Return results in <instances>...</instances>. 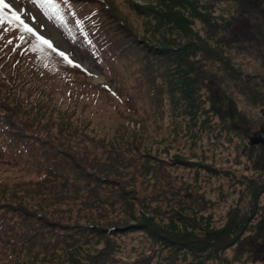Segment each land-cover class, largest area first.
Returning <instances> with one entry per match:
<instances>
[{
  "label": "trees",
  "instance_id": "16d2710c",
  "mask_svg": "<svg viewBox=\"0 0 264 264\" xmlns=\"http://www.w3.org/2000/svg\"><path fill=\"white\" fill-rule=\"evenodd\" d=\"M126 1L136 10H145L144 13L165 5L161 4L164 0H148L144 7L133 0ZM219 2L234 4L233 8L229 7L234 9L230 10L232 14H217L216 4ZM169 4L173 9L171 21L179 24L188 37L186 40L195 44L197 53L200 52L196 62L201 76H192L193 79L187 83L189 96L194 102L198 100L197 105L206 104L211 99L212 107L210 104L205 112L214 114L222 105L220 94L222 101L223 98L228 99L223 103L225 113L222 114L221 109L218 114L222 120L225 118L228 131L236 132L243 138L251 125L247 115L244 119L245 113L239 109L232 92L224 88L232 77L229 74L232 59L219 61V56H227L226 51L220 49V44L216 45L213 38L220 31L223 19L231 26L233 19L240 17L241 11L250 17L261 14L264 22V0H170ZM188 9L192 19L183 13ZM118 10L117 0H71V8L64 7L66 21L61 28L68 32L69 40L80 49L81 54L94 60L102 70L105 63L111 66L114 61L128 60L132 65L130 74L138 73L135 78L138 85L145 82L150 91L157 94L156 100L159 101L165 91L159 77L164 78L165 73L160 71L161 66L157 63L164 65L178 59L179 48L137 39L135 44L145 51L141 54L133 41L121 32L127 24L124 19H117L120 17ZM78 20H83V24L78 25ZM194 20L202 22V29L209 31L210 35H203L199 29L193 28ZM226 35H219L225 44L230 45L237 39ZM9 39L13 40L12 44H7ZM88 40L91 44L87 43ZM18 43L19 40L10 32L0 39V264L45 263L62 251L67 256L75 255V262L81 258L77 256H83L86 258L83 264H125L120 261L123 254H120L119 244L113 237L118 236L123 228L147 231L163 251L164 248H174V254L164 256L172 255L171 263L176 262L179 253H185L181 255L185 261L183 264H207L208 259L230 262L223 255L225 251L233 246H242L248 237L251 245L247 251L253 254L252 262L261 260L264 264V221L254 233L245 236L250 216L239 214L223 228H201L199 232L180 235L161 229L167 227L160 226L156 217L158 214L150 216L145 208L141 210V217L137 218V212L132 213V205L128 208L129 217L137 218L136 224L106 222L108 214L103 213L107 210L106 204L112 206V210L123 206V202L118 204L121 200L116 195L113 194L114 198L110 197L111 194L105 195L104 187L119 185L117 179L122 172L115 165L124 160V155L111 140H96L85 129L89 122L75 123V118L79 111L84 116L83 111L90 104L98 103L112 88L107 83H92L88 80V70L85 72L65 64L55 53L32 51L30 41L13 51ZM185 47L184 50L191 48ZM189 67L190 71L195 69ZM209 71L213 75H208ZM240 73L241 80L245 81L243 71ZM141 74L145 79L140 78ZM170 88L177 91L175 86ZM203 89L210 90L208 99L203 97ZM80 103L82 107L79 109ZM261 109L263 114L264 109ZM125 116L134 118L129 114ZM263 130L264 127L241 149L253 159V170L262 174L264 143H252V138L264 137ZM179 163L188 161L179 159ZM7 164L27 177L10 180V175L4 176L6 168L1 169ZM213 171L218 173V170ZM118 194L124 199L126 207L132 204L124 197L126 193ZM77 205L79 211H88L84 213L86 222L74 217L73 210ZM93 208L100 210L93 213ZM257 208L255 203L253 210ZM66 216L68 221H65ZM100 235L106 239L105 246H100ZM245 249L242 247L239 253H244ZM187 254L193 258L189 260ZM126 261L127 264H153L151 252H144L134 259L128 257Z\"/></svg>",
  "mask_w": 264,
  "mask_h": 264
},
{
  "label": "rangeland",
  "instance_id": "374dc122",
  "mask_svg": "<svg viewBox=\"0 0 264 264\" xmlns=\"http://www.w3.org/2000/svg\"><path fill=\"white\" fill-rule=\"evenodd\" d=\"M169 1H161V4L165 5L156 6L157 10L150 9L148 13H144L145 10H136L129 6L126 0H117L118 13L121 17L117 19L119 21L124 19L127 24V27L121 28V32L125 33L130 41L135 44L137 39L151 40L156 44H172L179 48L178 59H172L164 65L157 63L161 66L160 71L165 73V77H159V80L166 91L162 92V99L157 101V94L150 91L145 82L138 85L135 80L138 73L130 74L132 65L128 60L114 61L111 66L105 63L103 66L105 71L102 70L94 60L83 56L80 49L69 40L68 32L49 20L31 0H11L17 10L24 8L35 17V21L32 22L33 27L43 25V29L37 27V30L51 39L55 47L64 51L91 73L88 77L89 81L94 84L107 83L112 88L98 103L90 104L87 110L83 111L84 116L79 111L78 117L75 118V123L89 122L85 129L96 140H111L124 155V160L115 165L122 172L117 179L119 185L104 187V194L108 196L111 194V198H114L113 194L116 195L121 200L118 204L121 205L123 202V206L121 205V209L112 210V206L106 204L107 210H103V213L108 214V218L105 221L136 224L137 218L141 217V210L145 208L150 216L158 214L156 217L159 218L157 220L160 226L167 227L161 229L180 235L196 230L199 232L201 228H223L232 218L236 219L240 214L250 216L246 223L245 236H247L254 233L264 221V174L254 171L253 159L248 158L244 149L241 151L243 144H248L251 137L258 135L260 129L264 127V115L261 109H264L262 15L250 17L249 14L241 11V15L238 14L240 17L234 18L231 26L223 19L222 27H219L220 31L213 38V42L216 45L220 44V49L226 51L227 56H219V61L232 59V70L229 71L232 77L225 83L224 88L232 92L239 109L245 113L244 119L247 115L251 125L249 132L241 138L238 133L226 129L225 118L222 120L221 115L218 114L221 109L222 114L225 113L226 107L223 103L228 99L223 98L222 101L220 94L222 105L214 114L205 112V109L210 104L212 107L213 103L207 98L210 90H202L203 97L208 99L206 104L197 105L198 100L194 102L189 96L187 83L193 79L192 76H201L196 62L200 52L197 53L198 47L196 48L195 44L186 40L188 37L179 24L171 21L170 15L173 9ZM133 2L143 7L148 4V0H133ZM216 5L217 14L226 15L230 10L234 11L230 9L234 4L232 6L227 2H219ZM184 12L191 19L193 18V15L189 14V9ZM120 24L121 22L119 23L121 27ZM202 24L197 20L193 28L199 29L203 35L206 33L210 35L209 31L202 29L204 28ZM10 34L16 37L18 32L11 31ZM222 34L237 39L228 45L225 44V40L221 41L219 35ZM185 46L191 48L184 50ZM136 48L141 54L145 52L138 45ZM189 66L195 69L190 71ZM241 71L245 81L240 78ZM207 74L213 75L212 71ZM140 78L145 79L144 74H141ZM170 86H175L177 91H172ZM81 107L80 103L78 108ZM127 114L133 115L134 118L125 116ZM179 159H186L188 163H179ZM190 161L194 163L191 164ZM4 168H6L4 176L10 175L12 181L27 177L8 164L1 167ZM213 169L218 170V173ZM250 178L255 179L249 180ZM118 193H126L124 197L132 204L126 207L124 199ZM255 203L258 204L257 210H253ZM131 205L132 213L137 212L135 219L129 217L128 208ZM99 210L92 209L93 213ZM87 212V210L79 211L77 205L73 215L81 222H86L84 213ZM65 221H68V218ZM123 229L118 236L113 235L119 244L120 254H123L120 261L127 264L128 257L134 259L144 252H151L153 264L171 263L172 255L165 258L164 256L168 253L174 254V248L169 250L164 248L163 251L161 245L155 242V238L150 237L147 231L137 228H132L131 231L127 230L129 228ZM102 236L100 235L99 238L100 246H105L106 239ZM250 241L247 237L242 246H233L225 251L223 255L230 262L208 259L207 264H261L263 262L261 260L252 262L253 254L250 255L247 251L250 249ZM242 247L246 249L241 254L239 251ZM182 254L185 253H179V260L176 259V262L171 264L185 263L181 258ZM74 256H67L62 251L51 261L38 263L83 264L86 259L79 255L77 257L81 258H77L75 262ZM188 258L191 260L193 256L188 255Z\"/></svg>",
  "mask_w": 264,
  "mask_h": 264
},
{
  "label": "snow or ice",
  "instance_id": "6c2138e0",
  "mask_svg": "<svg viewBox=\"0 0 264 264\" xmlns=\"http://www.w3.org/2000/svg\"><path fill=\"white\" fill-rule=\"evenodd\" d=\"M32 3L58 27H62L66 21L64 7L67 6L71 8V0H32ZM72 14L75 15V13ZM85 19H87V17H85ZM34 21L35 17L27 12L26 9L20 8L17 10L13 7L11 0H0V39H3L6 33L17 31L18 35L15 39L19 40L20 43L13 48V51H16L21 44L30 41V49L32 51L55 53L62 58L65 64L80 68L82 71L87 72V69L83 68L81 64L73 61L64 51L55 47L51 39L46 38L45 35H42L41 32L37 30V27L43 29V25L33 27L32 22ZM76 23L82 25L83 20H78ZM12 43V39L7 41V44ZM87 43L91 44V41L88 40ZM44 66L47 67L48 65Z\"/></svg>",
  "mask_w": 264,
  "mask_h": 264
},
{
  "label": "water",
  "instance_id": "95a60500",
  "mask_svg": "<svg viewBox=\"0 0 264 264\" xmlns=\"http://www.w3.org/2000/svg\"><path fill=\"white\" fill-rule=\"evenodd\" d=\"M263 114H264V112H263ZM252 143H264V137L261 135L258 137H254V138H252Z\"/></svg>",
  "mask_w": 264,
  "mask_h": 264
}]
</instances>
